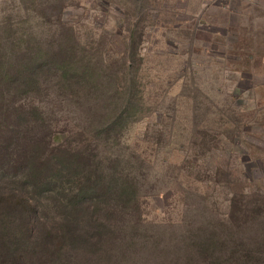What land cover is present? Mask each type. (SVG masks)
Masks as SVG:
<instances>
[{
  "label": "rangeland",
  "instance_id": "374dc122",
  "mask_svg": "<svg viewBox=\"0 0 264 264\" xmlns=\"http://www.w3.org/2000/svg\"><path fill=\"white\" fill-rule=\"evenodd\" d=\"M53 55L81 64L72 85ZM7 72L26 76L18 84ZM0 74V136L16 128L42 142L32 165L48 168L34 188L10 141L0 187L33 197L48 220L62 216L74 181L101 183L102 164L136 187L126 214L142 213L170 243L218 223L232 199L264 197V0H0ZM127 98L128 118L106 129L111 104L124 115ZM64 157L90 164L65 169Z\"/></svg>",
  "mask_w": 264,
  "mask_h": 264
},
{
  "label": "trees",
  "instance_id": "16d2710c",
  "mask_svg": "<svg viewBox=\"0 0 264 264\" xmlns=\"http://www.w3.org/2000/svg\"><path fill=\"white\" fill-rule=\"evenodd\" d=\"M39 56L33 69L36 82H39L42 62L47 60L45 55ZM51 58L58 60L56 68H60L61 75L58 76L63 84L72 85L68 76L81 64L66 56L53 55ZM85 67L81 76L84 82H88L90 75L94 74L89 65ZM86 73L88 78L85 79L83 76ZM7 75L18 84H22L26 76L13 72H7ZM29 78L33 80L31 76ZM4 93L1 91L0 95L4 96ZM132 102L131 98L124 99V115L120 112L121 107H116V102L111 104L112 111L108 116L111 122L106 129L122 126L120 121L128 118ZM19 106L24 107L22 104ZM0 112L9 114L2 105ZM4 128L9 126L0 124V133L4 132ZM14 130L16 132L12 134L7 132L0 136V157L5 156L11 141L15 151L13 155L19 161L13 165L15 170L19 166L31 165L33 187L42 189V179L46 177L48 168L43 167L42 160L32 165L33 154L42 142L23 137L16 128ZM53 149L58 151L59 147ZM79 149L76 150L81 153ZM53 154L56 153L50 152L42 159L49 161ZM105 158L100 160L101 164ZM61 163L65 169L76 164L81 167L90 164L66 157ZM95 169L97 177H103L99 178L101 183L88 185L80 179L74 181L79 183L78 191L67 203L61 204L64 213L56 220L46 219L33 197L15 190L4 191L0 187V264H264V202L258 200L264 197L258 192L254 191L256 196L252 201L246 200L241 207L235 199L230 200L228 211L217 219L218 223L199 224L191 235L173 239L177 241L170 243L163 234L148 233L143 226L145 219L142 213L137 214V218H134L135 214H126L128 203L134 201L132 204H137L138 197L135 195L128 200L132 191L136 193V187L129 185L124 175L114 173L115 176L111 177L103 164L102 168ZM93 171L89 169L85 172L93 176ZM83 178H86L85 175ZM107 178L116 180L109 182ZM92 199L101 204L100 207L93 206Z\"/></svg>",
  "mask_w": 264,
  "mask_h": 264
}]
</instances>
